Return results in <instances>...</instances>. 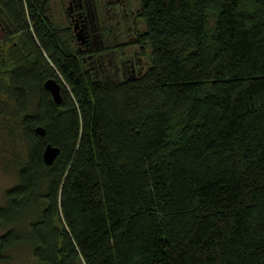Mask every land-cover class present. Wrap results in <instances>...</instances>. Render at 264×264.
Masks as SVG:
<instances>
[{
  "label": "trees",
  "instance_id": "16d2710c",
  "mask_svg": "<svg viewBox=\"0 0 264 264\" xmlns=\"http://www.w3.org/2000/svg\"><path fill=\"white\" fill-rule=\"evenodd\" d=\"M138 1L146 70L116 81L62 47L51 0H0L32 48L0 82V263L264 264V0Z\"/></svg>",
  "mask_w": 264,
  "mask_h": 264
},
{
  "label": "flooded vegetation",
  "instance_id": "af4514ba",
  "mask_svg": "<svg viewBox=\"0 0 264 264\" xmlns=\"http://www.w3.org/2000/svg\"><path fill=\"white\" fill-rule=\"evenodd\" d=\"M56 6L55 13L48 9V20L62 47H69L89 72L116 81L134 80L145 72L138 0H58ZM26 33L27 29L17 31L0 8V82L4 84L20 72V62H29L32 56Z\"/></svg>",
  "mask_w": 264,
  "mask_h": 264
},
{
  "label": "rangeland",
  "instance_id": "374dc122",
  "mask_svg": "<svg viewBox=\"0 0 264 264\" xmlns=\"http://www.w3.org/2000/svg\"><path fill=\"white\" fill-rule=\"evenodd\" d=\"M58 0H51L49 10L55 13ZM2 163V162H1ZM0 163V164H1ZM16 184V176L10 170L0 167V205L3 203V192ZM1 234V232H0ZM2 264V263H0ZM6 264H39L27 250H16L11 255V260Z\"/></svg>",
  "mask_w": 264,
  "mask_h": 264
},
{
  "label": "water",
  "instance_id": "95a60500",
  "mask_svg": "<svg viewBox=\"0 0 264 264\" xmlns=\"http://www.w3.org/2000/svg\"><path fill=\"white\" fill-rule=\"evenodd\" d=\"M44 88L45 90L51 95L53 101L56 104H60L61 102V96H60V86L54 79H48L44 82ZM36 132L43 136L44 131L42 128H36ZM59 150L58 148L47 144L43 150L42 159L45 165L50 166L55 158L58 156Z\"/></svg>",
  "mask_w": 264,
  "mask_h": 264
}]
</instances>
